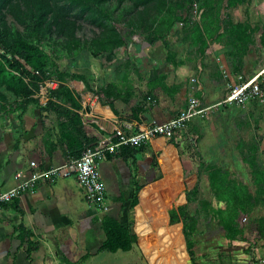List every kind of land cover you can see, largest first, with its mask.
<instances>
[{
  "label": "crops",
  "instance_id": "obj_1",
  "mask_svg": "<svg viewBox=\"0 0 264 264\" xmlns=\"http://www.w3.org/2000/svg\"><path fill=\"white\" fill-rule=\"evenodd\" d=\"M193 1L196 8L188 7L181 21L160 40L155 41L151 28L146 33L133 32L126 45L111 56L93 58L82 51L56 60L55 67L45 74L49 79L40 77L38 91L24 107L0 86V193L27 181L34 172L31 162L38 171L59 167L81 149L113 143L117 128L134 133L153 122H168L188 100L207 104L223 95L225 83L236 86L238 78L247 82L264 71V0ZM157 20L160 22L161 16ZM236 26L241 27L239 38L248 40L247 45L234 46L236 38L231 33L237 31ZM106 86H113L122 96L108 102L98 95ZM54 90L59 94L51 95ZM66 92L75 103L64 98ZM126 93L131 97L126 98ZM49 101L56 111L46 107ZM176 140L180 152L181 140ZM177 153L168 141L155 138L130 154L123 152L126 158L109 159L106 155L98 164L105 204L113 210L104 216L130 228L136 243L140 242L136 231L139 220L152 224L159 216L165 226L182 230L180 220L170 224L169 212L177 219V209L185 206L187 211L186 205L180 203L166 211L157 201L177 196ZM153 158L156 165L151 163ZM147 187L153 194L143 207L141 194ZM134 199L136 204L131 207ZM87 206L92 209L73 178L24 187L0 210V264H77L83 257L84 262L96 264L108 255L124 253L98 252L104 238L100 229L103 216L97 225L100 237L93 243V219L86 213ZM28 241L36 249L29 258Z\"/></svg>",
  "mask_w": 264,
  "mask_h": 264
},
{
  "label": "trees",
  "instance_id": "obj_2",
  "mask_svg": "<svg viewBox=\"0 0 264 264\" xmlns=\"http://www.w3.org/2000/svg\"><path fill=\"white\" fill-rule=\"evenodd\" d=\"M193 3V0H0V86H5L20 99L19 107H24L29 97L38 91L40 77L49 79V75L45 76L44 71L45 58L37 52V46H46L56 60L73 57L82 51H87L93 58L103 54L111 56L114 50L126 45L133 32L146 33L152 28L155 41L164 38L174 23L181 21L183 13H186ZM111 5L113 10H110ZM118 9V14L114 15ZM160 16L159 22L157 18ZM8 17L13 25L7 24ZM86 26L95 29L91 36H78ZM118 26L126 29L125 35L121 34ZM18 27L22 29L19 31ZM229 28L231 29V26ZM240 28L236 26L234 29L237 31L231 33L232 37L234 35L236 38L234 46L237 43H244V46L248 43V40L239 38ZM261 39L264 45L263 35ZM50 65L55 67L56 63L52 62ZM54 75L56 77V71ZM56 93L59 94V91L54 90L51 95L56 96ZM98 95L105 97L109 102L120 98L122 93L113 86H106L99 90ZM125 97L131 96L126 93ZM64 98L72 104L75 103L69 92L64 93ZM46 107L56 111V105L51 101L46 103ZM89 147L93 149L92 146ZM84 150L77 152L73 160L78 159ZM254 150L255 147L251 146L249 154L243 159L250 170L255 187L254 194L228 172L211 166L205 168L211 198L216 204H222L223 208H213L210 203L203 201L198 203L200 211L204 213V222H215L222 230L223 237L230 242L242 241L245 220L255 208H264V169L256 164ZM132 151L133 149L122 148L119 154H107L106 158L111 159L119 155L126 158L123 152L130 154ZM151 163L156 165L154 158ZM195 188L191 193L185 194L187 203L193 202ZM138 190L137 187L136 192ZM135 204L134 199L131 201V207ZM177 212V219L171 211L169 212L170 224L180 220L185 251L191 264H194L193 236L197 230V215L189 216L185 206L179 207ZM100 229L104 238L98 252L126 253L131 251L136 243V236L130 228L121 227L118 221L111 217H102ZM254 229L264 242V217L254 221ZM21 233L26 237L25 233ZM27 247L26 257L29 258L36 249L29 241ZM84 260L85 257L81 262Z\"/></svg>",
  "mask_w": 264,
  "mask_h": 264
},
{
  "label": "rangeland",
  "instance_id": "obj_3",
  "mask_svg": "<svg viewBox=\"0 0 264 264\" xmlns=\"http://www.w3.org/2000/svg\"><path fill=\"white\" fill-rule=\"evenodd\" d=\"M110 10H113V5L110 6ZM115 11L114 15H117L119 9ZM7 24L13 25L9 17ZM17 29L20 31L22 28L18 27ZM118 29L122 35L127 32L120 26ZM94 30L93 27L86 26L78 36L90 37ZM36 49L45 58L44 71L48 73L52 70L50 63H56V59L51 56L46 46H37ZM245 82L246 78H238L235 85ZM233 86V84L225 83L223 95L212 99L207 104L195 100L200 113L186 122L174 134V138L168 141L178 151L177 157H175L180 171L177 196L170 201L164 198L157 201L165 205L166 211L171 206L177 207L182 203V205H186L189 216L197 215V230L193 236L194 264H262L264 261V242L257 236L254 229V221L264 217L263 207L255 208L245 220L243 240L230 242L223 237L222 230L217 227L215 222H204V213L200 211L198 205L199 202L204 201L210 203L213 208H223L222 204H216L211 198L205 171L206 166L218 168L222 172H228L231 176H235L251 194H254L255 187L252 184L248 165L243 161L244 157L249 154L248 150L251 146L255 147L256 164L264 169V82L259 84V95L249 99L243 105L227 101ZM177 138L181 140L182 150L180 152L176 145ZM157 174H161L159 170H157ZM194 188L196 189L194 200L190 204H186L185 191L191 193ZM151 202L156 201L151 200ZM116 204V201L112 203L113 206ZM104 205L106 210L91 209L88 206L87 209L85 208L88 210L86 212L88 217L93 219L94 235L91 237L93 243L100 237L97 228L99 218L113 213L109 206ZM166 226L171 228L167 224ZM131 227L133 229V224ZM180 236L184 264H191L184 249L181 232ZM143 243L137 241L131 251L108 255L106 259L99 260L96 264H151L146 257L147 253L152 254L151 242L144 243L145 245ZM166 247L163 256L167 258L169 255L167 259L170 260L171 249L169 250V246ZM84 261L77 264H92L94 262L86 263Z\"/></svg>",
  "mask_w": 264,
  "mask_h": 264
},
{
  "label": "built area",
  "instance_id": "obj_4",
  "mask_svg": "<svg viewBox=\"0 0 264 264\" xmlns=\"http://www.w3.org/2000/svg\"><path fill=\"white\" fill-rule=\"evenodd\" d=\"M194 10L195 2L191 5ZM264 80V71L257 73L250 80L241 85L233 86L227 98L228 102L239 105L245 104L249 99L259 95V84ZM49 86L52 83H47ZM198 104L195 100H188L187 106L179 114L165 123H150L134 133L127 132L121 128L114 131L115 140L113 143L105 144L93 150L85 149L80 157L70 160L59 167H48L43 170H36V165L31 162L29 166L34 169L27 181L7 192L0 193V210L13 202L24 187L38 184L39 181L49 180L51 183L57 180L73 178L81 189L86 204L94 209L106 210L105 208V187L101 180L98 164L108 155L117 154L122 148L140 149L146 146L155 138H163L169 141L186 122L198 115Z\"/></svg>",
  "mask_w": 264,
  "mask_h": 264
},
{
  "label": "bare ground",
  "instance_id": "obj_5",
  "mask_svg": "<svg viewBox=\"0 0 264 264\" xmlns=\"http://www.w3.org/2000/svg\"><path fill=\"white\" fill-rule=\"evenodd\" d=\"M152 194L153 192L150 191L148 187L142 192L141 204L143 207H147V203L149 201L148 197ZM136 231L140 242H144L146 244L151 242L152 254L147 253L146 255L148 262L151 264H184L185 260L182 255L181 236L177 227L166 228L163 220L158 216L153 220L152 224H149V221L142 222L139 220L136 226ZM150 244L148 245L150 246ZM166 246L170 247L169 250L171 249L170 260L167 259L169 255L167 258L163 256V251L167 248Z\"/></svg>",
  "mask_w": 264,
  "mask_h": 264
}]
</instances>
